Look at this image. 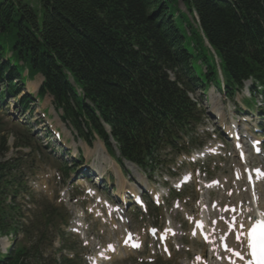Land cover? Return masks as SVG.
I'll return each mask as SVG.
<instances>
[{"label":"trees","instance_id":"1","mask_svg":"<svg viewBox=\"0 0 264 264\" xmlns=\"http://www.w3.org/2000/svg\"><path fill=\"white\" fill-rule=\"evenodd\" d=\"M217 58L229 90L249 77L264 85V0H0V107L8 92L30 109L23 75L41 74L40 95L80 135L109 145V124L121 155L143 167L197 121L187 92L221 86ZM6 144L3 136L0 156ZM20 163L0 159V235L20 227L19 207L7 204L22 188ZM33 249L20 245L0 264H31Z\"/></svg>","mask_w":264,"mask_h":264},{"label":"rangeland","instance_id":"2","mask_svg":"<svg viewBox=\"0 0 264 264\" xmlns=\"http://www.w3.org/2000/svg\"><path fill=\"white\" fill-rule=\"evenodd\" d=\"M180 8H183V5L181 3H180ZM26 79H28V76H26ZM30 79H33L34 81L28 80L27 86L31 85V83H32V85L35 86L34 91H36V93H37L38 88L36 89V87H39V85L42 82V78H41V76L38 75L36 78L35 77L31 78V76H30ZM247 84H250V83H247ZM248 86H250V85H248ZM249 95L250 94H249L247 87H246V89L241 93V95H239L236 99H234L233 102H230V103H236V102L241 103L240 100L242 98L244 100ZM194 98L196 100H198L199 103L201 104V106L203 108H205L207 111L213 105L212 104L213 100L216 101L217 107L219 108V110H222L223 107L225 108V107H227V104H230L226 101L225 96L223 94H219L214 87H209V89L206 91L205 95H202L201 92H198V94L195 95ZM258 99L263 102L261 97H259ZM14 102L15 101L11 100L10 105L7 109L4 108V109L0 110V131L2 130V132L0 133V139L3 136H5L7 138V144L10 148V150L8 152L9 154L7 153L8 155L13 154L12 156H15L18 151H22L23 153H30L31 152V148H28V147H26V148L23 147V148H19V149H15L12 147L13 144H15V142L17 140L16 134H12V132H15V130H16V129H14L15 127H13V125L15 123H17L18 128H20L22 126H24V127L27 126L28 129L29 128L31 129V132H29V134H28V138H31V137L37 138L38 143L41 147L40 150L42 153V156L37 157V160L39 161V163H41L42 165L50 164L48 152H50L52 146L48 145L47 141L42 139V136H44V134L46 132L45 131L46 127H48V126H46L47 122L43 121L45 116L47 118L48 123H51L53 125V127H57V129H59L60 132L63 133V137L65 138V140H67L69 142V145L72 147L71 154L70 155H67V154L64 155L63 159L68 161V159H71L70 156L76 155V153H77L76 152V146L79 147L81 145L78 141H75L76 139H75V136H74L72 130L69 127L64 126V124L61 122L59 115L55 112V109L52 106V100L50 97H46V98L40 100L38 102V104H36V110L32 116H30V113H29L30 111L26 112L25 114L22 113L20 111V108H19L17 101L15 102L16 107H14V109H13ZM232 106L234 109V104ZM219 110H215V112L216 111L218 112ZM44 113H46V114L44 115ZM37 122H41V124L39 125V124H37ZM216 122H219V121L216 120L210 114L209 115L207 114V118L203 121L204 128H208V129L217 128ZM212 124H214V125H212ZM20 130L22 132H25L23 128H20ZM95 142L97 143L98 141H95ZM96 143L93 142L90 149H88V147L84 143H82L85 146L84 145L81 146L82 152L80 151L79 154L80 153L84 154L85 161H88L90 163H97L98 162V161L96 162V160L98 158V154L94 152V148H95ZM43 154H45V155H43ZM50 154H51V152H50ZM20 155H22V154H20ZM24 158H27V157H23L22 161H25ZM102 158L105 161H108V159H106L105 157H102ZM27 161H32V159L28 158ZM68 162H70V161H68ZM100 163L103 164L104 161L101 160ZM165 172L166 171L164 170V168H160L155 173V175L160 176L161 174H163ZM41 175L43 176L42 182H44L48 187H51L50 190L53 189L52 191L55 192V195L56 194L58 195L59 192L60 193L64 192L65 187H68L70 200L74 201V200H77L78 198H86V195H83L82 192H81L82 195L76 194V192H77L76 189L74 187H72L70 184L62 183L60 186L56 185L59 187L55 188L54 187V181L51 180L50 173L44 172ZM80 202L81 201H79L77 203L72 202V203H69L68 205L71 207L76 206L78 208L77 205H79ZM85 205H86V202L84 201V203H83L84 208H85ZM162 213H163V210L159 211L158 215H161ZM30 216H33L32 213L30 214ZM134 226L139 227V226H141V224L140 223L138 224V222H135ZM94 228L96 229V231L98 233H100V234L102 233L103 226L100 223L94 224ZM180 256H181V253L173 252L170 259L165 257V261L163 262V264H178L177 262H178V259ZM120 264H123V263H120ZM130 264H136V263L132 262Z\"/></svg>","mask_w":264,"mask_h":264},{"label":"snow or ice","instance_id":"3","mask_svg":"<svg viewBox=\"0 0 264 264\" xmlns=\"http://www.w3.org/2000/svg\"><path fill=\"white\" fill-rule=\"evenodd\" d=\"M250 235L252 237L253 255L257 256L260 264H264V222L255 224L251 229Z\"/></svg>","mask_w":264,"mask_h":264},{"label":"bare ground","instance_id":"4","mask_svg":"<svg viewBox=\"0 0 264 264\" xmlns=\"http://www.w3.org/2000/svg\"><path fill=\"white\" fill-rule=\"evenodd\" d=\"M32 86L35 87L34 85H29V88H31ZM243 199H244V202L247 203V201H249L250 198H249V196H247V194H243ZM258 204H259L260 208L264 209V194L263 193L261 194V197H260Z\"/></svg>","mask_w":264,"mask_h":264}]
</instances>
